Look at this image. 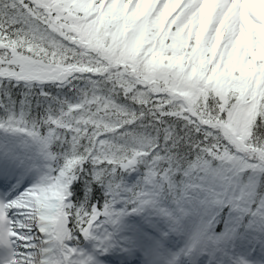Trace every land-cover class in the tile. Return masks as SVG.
Here are the masks:
<instances>
[{
	"label": "snow or ice",
	"instance_id": "6c2138e0",
	"mask_svg": "<svg viewBox=\"0 0 264 264\" xmlns=\"http://www.w3.org/2000/svg\"><path fill=\"white\" fill-rule=\"evenodd\" d=\"M0 264H264V0H0Z\"/></svg>",
	"mask_w": 264,
	"mask_h": 264
}]
</instances>
